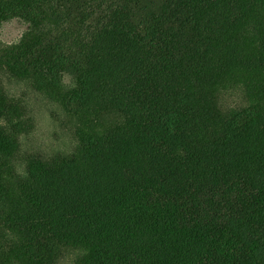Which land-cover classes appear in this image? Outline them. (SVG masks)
<instances>
[{"label": "trees", "instance_id": "trees-1", "mask_svg": "<svg viewBox=\"0 0 264 264\" xmlns=\"http://www.w3.org/2000/svg\"><path fill=\"white\" fill-rule=\"evenodd\" d=\"M15 20L0 73L70 143L24 152L0 83V264H264V0H0Z\"/></svg>", "mask_w": 264, "mask_h": 264}, {"label": "rangeland", "instance_id": "rangeland-1", "mask_svg": "<svg viewBox=\"0 0 264 264\" xmlns=\"http://www.w3.org/2000/svg\"><path fill=\"white\" fill-rule=\"evenodd\" d=\"M27 30V24L21 21H12L6 23L0 29V41L4 45L17 44ZM0 83L3 85L8 96L15 100L24 102L27 105L30 115L34 119L35 129L30 135V138L25 142L24 152L29 155H46L54 152L61 140L63 143H70V139H65L63 133L65 130L56 129L50 119V113L47 108L46 101L43 98L35 95L24 84L11 83L7 80L3 73H0ZM229 104L235 101L240 102V98H231ZM234 101V102H233ZM56 131V133L54 132ZM62 131V132H61ZM58 141V143H57ZM69 257L63 264H72Z\"/></svg>", "mask_w": 264, "mask_h": 264}]
</instances>
